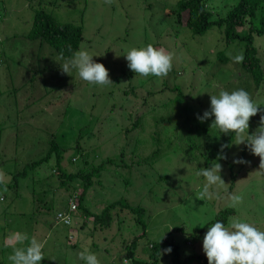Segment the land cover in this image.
<instances>
[{
  "label": "rangeland",
  "instance_id": "374dc122",
  "mask_svg": "<svg viewBox=\"0 0 264 264\" xmlns=\"http://www.w3.org/2000/svg\"><path fill=\"white\" fill-rule=\"evenodd\" d=\"M162 1L150 0L148 4L156 6H152L154 9L150 14L142 10L143 0H111L110 3L106 0H0V154L19 149L20 154L15 155H19V160L21 157L24 162L39 161L47 155L49 142L56 134L55 143L62 152L60 166L67 174L91 172L105 163L103 184L99 186L95 180L93 193H87L81 207L77 200L83 192V180L77 178L68 186H61V179L55 176L58 169L54 154L49 162L29 175V180L21 182L27 186L31 181L32 185L20 194L13 195L10 194L12 190H8L9 200L6 201L5 196L2 197L4 202L0 201V264H10L8 256L12 246H6L5 240L13 232L26 233L29 240L35 236L44 244V259L40 264H85L78 255L83 247L95 253L100 264H114V257L123 260L127 246L143 233L137 218L118 207L112 211L111 226L106 227L96 225L92 218L84 215L85 209L99 215L105 207L121 200H128L133 205L141 202L154 216L145 222L149 239L140 238L139 250L148 240L158 242L162 236L176 237L183 256L196 255L193 264H204L207 259L203 238L208 230L201 231L221 211L233 209L236 213L232 217L264 231V172H256L259 157L248 153L245 158L248 157L249 164L238 169L234 179L230 165H234V157L241 154L231 150L227 159L218 161L222 165L221 177L226 188L220 190L218 199L200 202L196 201L195 195L189 201L182 190L187 187L201 190L204 178L197 177L196 173L200 168H210L219 155H208L210 163L206 165V159L201 155L199 159L191 160L188 147L183 149L179 144L154 166L145 163L151 150L144 147L145 155H139V151L137 155L132 153L134 146L127 149L126 157L133 158L137 165L119 158L128 141H118L119 134L124 137L125 130L132 128L128 119L130 114L139 113L143 100L160 103L157 93L162 87L161 78L136 75L128 68L124 57L128 49L152 44L173 54V68L180 75L171 85L182 87L189 99L186 106L192 114L176 134L172 127L167 129V134L179 135L186 145L196 146L190 131L195 137L197 134L202 147L208 142L204 129L213 137L218 134L219 129L210 128L214 117L203 123L197 119V114L203 115L208 110L210 95L218 94L220 90L229 91L236 83L246 81V75L240 73V69L227 70L215 59L213 50L199 46V52H192L193 45L185 46L188 44L182 40L181 33L186 30L189 14L184 13L182 24L178 25L174 18H165ZM38 10L46 11L62 23H83L84 48L97 63L105 65L113 84H89L81 80L75 70L71 76L62 74L58 64L63 63L60 56L51 47L27 39ZM127 26L131 32L126 38ZM145 30L149 38L145 36ZM217 38V35L211 37L210 45ZM131 73L134 75L130 79ZM133 93L139 99L133 98ZM256 98L255 102L261 107L259 114L264 115V97ZM176 108L170 107L166 113ZM149 109L143 110L144 139L155 125V114ZM89 125L91 128L85 130ZM85 131L87 134L82 137L80 133ZM134 139L139 141V134ZM28 146L32 147L29 151L26 150ZM89 149L94 150L92 156L83 159L82 155L88 154ZM201 151L199 149L198 153ZM4 156L0 155V159ZM109 159L134 168L129 171L115 167L118 162L107 164ZM140 159L144 160L141 164ZM10 163L14 167V162H8L7 172L13 170ZM147 178L150 180L146 184ZM152 184L157 185L154 191H150ZM233 193L242 198L235 206L229 198ZM71 204L76 205L77 212L71 217V226L65 227L56 217L59 213H68ZM178 226L182 227L181 233L174 231ZM164 238L162 240H166ZM171 254H168L170 258ZM170 258L164 260L165 264L170 263Z\"/></svg>",
  "mask_w": 264,
  "mask_h": 264
},
{
  "label": "trees",
  "instance_id": "16d2710c",
  "mask_svg": "<svg viewBox=\"0 0 264 264\" xmlns=\"http://www.w3.org/2000/svg\"><path fill=\"white\" fill-rule=\"evenodd\" d=\"M148 3H150V0H143L141 7H144L142 10H144L145 13L147 12L151 14V9L156 8V6L154 3ZM162 3L165 5V18L168 20L174 18L178 25L182 24L183 14H189L188 21L186 22V30L181 33L182 40L188 44L185 46L193 45L192 52H199V46H205L214 51L215 59H217L223 66H226L227 70H230L231 68H234L235 70L240 69V73L242 72L246 75V81L236 83L233 85V89H229V92L237 89H244L251 95L254 101L257 99L256 97H264V0H163ZM152 6L155 7L153 8ZM130 32L131 29L127 26L125 31L126 38L130 36ZM147 35L148 32L145 30V36L149 38ZM215 35H217L218 38L213 45H210L209 39ZM27 39L51 47L58 56L63 52L64 57L67 58L71 56L72 52L79 50L80 46L83 45V42L85 41L84 25L79 22L62 23L59 19L46 11L38 10L35 13L34 21L32 22ZM240 54H243V61L236 62L235 57ZM133 75L134 73H131L128 77L131 79ZM179 75V72L172 68V71H170L166 77H161L162 87L157 93L160 97V103H153L149 99H146L145 101L143 100V107H141L139 113L132 112L130 114L128 119L132 123V128L129 127L125 130L124 137L119 134L118 141L128 140L125 148H122L119 158L131 161L132 163L134 162L133 158L126 157L127 149L134 146L132 153L137 155V151H139V155H145L146 153L142 150V147H144V149L151 150L150 154H148L151 156L145 158V163L154 166L180 144L183 149H187L188 147L187 152L189 153L191 160L195 158L199 159V155H201L206 159V165H209L210 163L208 155H226L228 158L231 150L238 151L242 156L237 155V157L243 158L247 161L248 157L245 158V156L248 155V153L249 155L253 154L250 153L246 145L242 144L237 146L234 144V134L223 136L222 132L218 130L217 136L213 137V135L209 134L207 129H204L203 131L208 139V142L204 147H202L200 142L197 141V134L194 128L196 137L192 135V131L189 133L194 139L196 146L186 145L183 143V139H181L179 135L178 137H173L167 134V129L171 127L175 130L174 134H176L179 128L185 124V120L190 118L192 114L189 110V106H186L189 99L185 96L182 87L178 84L173 85V87L171 85L172 82L174 83L177 81ZM132 97L135 98L137 95L133 93ZM176 106L181 108H176ZM207 106L209 110L210 104ZM146 107H149V110L154 112L155 116L153 117V120L155 125L148 138L144 139L142 135L145 131L143 122L145 112L143 110L145 109L146 111ZM170 107L176 109L171 113H166ZM162 110L165 112H162ZM260 116L261 115L258 113L256 116L252 117L253 120H250L249 134L254 133L258 128ZM254 121L257 122L254 123ZM159 124H161V126H159ZM90 128L89 125L85 130H89ZM80 134L83 135L82 137H85L84 135L87 134V131H85L84 134L82 132ZM137 134H139V141L134 139V136ZM55 137L56 134H53V137L49 142L50 149L47 155L39 161L24 162V160L21 161V157L19 160V155L15 156L20 154L21 150L19 149L16 151H7V153H5V151L1 152V156H6L0 159V168L3 169V171L0 170V176L3 178L2 182H0V201L4 202L2 197L5 196L6 201L9 200L8 190H12L10 194L14 195L16 192L20 194L25 187L28 188L32 185L31 181H29L27 186H23L21 182L25 179L29 180V175L32 176L33 172H36L44 163L49 162L54 155L56 157L58 169V174H55V176L58 179H61V186H68L67 184L69 182H73L77 178L83 180L82 194L79 198L76 196L74 197L78 198L77 203L79 207H81L87 193H90L94 188V185H96L95 180L98 181L99 186L103 184L105 163H101L98 169L91 172L80 171L78 174H67L60 166L62 160V155L60 154L62 152L61 149H59V146L55 143ZM133 140L136 141L134 144ZM215 144H217L216 147H214ZM223 144L230 145V147L224 149V152L221 153L220 149ZM30 149H32L31 146L26 148L27 151ZM199 149H202L203 151L198 153ZM82 151L84 150L82 149ZM93 152V149H89L88 154L82 155L83 159L92 156L91 154ZM93 156L96 157V155ZM142 160L143 159L139 160V164L142 163ZM10 161L14 162V167L10 163L11 165L9 164V166H12L13 170L7 172L6 169L8 162ZM113 161L117 160L109 159L107 164H113ZM117 162L119 165L114 164L115 167H124L121 165V162ZM248 164L249 163L230 165L233 171V178L235 179L236 171L238 169L244 168ZM135 165L137 164L135 163ZM124 168L130 169L129 171H131L134 167L132 165L128 166L126 163ZM147 179L145 180L146 184L149 182L150 178ZM70 185L71 184H69V186ZM154 187H157V185L152 184L150 191H154ZM182 191L186 194L189 201L195 195L196 201L200 202L201 199L199 198V192L201 190L197 191L187 187ZM118 207L122 211H130V213L137 218L136 222L143 231L140 238L149 239L147 237V225L145 222H147V219H152L154 216H152L153 214L149 212L141 202L139 205H133L128 200H121L105 207L99 215L93 214L88 209H85L84 215L86 218H92L96 225L110 227L113 222L112 211ZM68 213H70V209ZM235 213L236 211L233 209L219 212L215 218L205 225L201 232L208 230V228L216 221H221L227 226L229 217H232ZM70 214L73 215L75 213L72 212ZM196 230L198 231V229ZM174 231L181 233L182 227H175ZM140 238L135 239L133 243L126 248V256L124 259H129V264H165L164 260L170 258V255L163 254L160 256L159 252H162L169 247L172 248V254L170 263L168 262V264H193V261L196 263V255H182L181 244L176 237L172 239H167L165 237L166 240H162L164 238L162 236L158 242H155V240H148L146 246L139 250L138 242ZM118 260L117 257H114L113 263L119 264ZM119 261H122V259ZM200 262L202 261L200 260ZM204 264H209L208 259H205Z\"/></svg>",
  "mask_w": 264,
  "mask_h": 264
},
{
  "label": "clouds",
  "instance_id": "9594fccd",
  "mask_svg": "<svg viewBox=\"0 0 264 264\" xmlns=\"http://www.w3.org/2000/svg\"><path fill=\"white\" fill-rule=\"evenodd\" d=\"M106 2L110 3L111 0ZM93 57L85 50L84 45H81L70 57L65 58L61 52L60 59L63 63L58 64L62 74L70 75L72 70H75L79 78L89 84L98 86L113 84L109 70L104 64L97 63ZM124 57L128 62V68L136 75L144 77L149 75L157 78L166 77L173 68V54L152 44L140 48L132 47L127 50ZM235 60L242 62L243 54L237 55ZM210 105V109L204 111L203 115L197 114V119L203 123L214 117L210 128L219 129L226 135L234 134L235 145H246L251 154L260 158L259 170L256 172H264V115L260 116L256 131L249 134L250 119L261 111V107L244 89L231 92L220 90L218 94L210 95ZM228 147L230 145H221V153ZM220 159L227 157L219 155L217 162H213L210 168H200L196 173L197 176L204 178L199 192L201 200L218 199L220 190L227 186L221 177L222 165L218 162ZM233 163L239 165L249 162L234 157ZM2 179L0 176V182ZM229 198L232 206L239 204L242 199L234 193ZM76 212L77 210L74 213ZM58 216L62 222L71 223L72 215L69 217L59 213ZM26 241L28 243L25 245ZM9 244L12 246V253L8 256L10 264H40L44 259L42 251L44 244L35 236L29 240L26 233L13 232L6 237L5 245ZM203 251L209 264H264V231L236 217H229L227 226L221 221H216L208 228L203 238ZM171 252L172 248L169 247L159 254L161 256ZM78 255L85 264H100L97 255L88 247H83ZM121 264H129V259H123Z\"/></svg>",
  "mask_w": 264,
  "mask_h": 264
},
{
  "label": "built area",
  "instance_id": "2783aa9c",
  "mask_svg": "<svg viewBox=\"0 0 264 264\" xmlns=\"http://www.w3.org/2000/svg\"><path fill=\"white\" fill-rule=\"evenodd\" d=\"M76 210H77L76 205L71 204L70 213L75 212ZM70 213H64V215L71 217V214H70ZM56 219H57V222H58L59 224H63L64 226H70V225H71V223H64V222H62V221L59 219V216H58V215H57Z\"/></svg>",
  "mask_w": 264,
  "mask_h": 264
}]
</instances>
